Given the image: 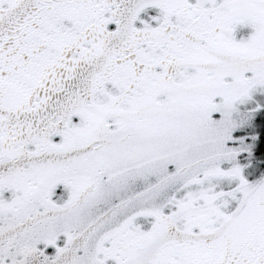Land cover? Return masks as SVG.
Segmentation results:
<instances>
[{"label":"snow or ice","instance_id":"6c2138e0","mask_svg":"<svg viewBox=\"0 0 264 264\" xmlns=\"http://www.w3.org/2000/svg\"><path fill=\"white\" fill-rule=\"evenodd\" d=\"M0 264H264V0H0Z\"/></svg>","mask_w":264,"mask_h":264}]
</instances>
